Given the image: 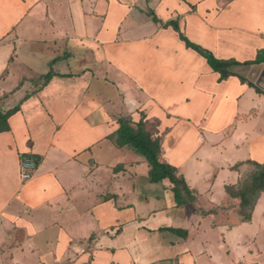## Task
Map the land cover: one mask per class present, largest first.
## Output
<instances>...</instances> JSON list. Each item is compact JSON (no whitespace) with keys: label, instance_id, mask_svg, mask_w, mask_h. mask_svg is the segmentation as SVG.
<instances>
[{"label":"crops","instance_id":"crops-1","mask_svg":"<svg viewBox=\"0 0 264 264\" xmlns=\"http://www.w3.org/2000/svg\"><path fill=\"white\" fill-rule=\"evenodd\" d=\"M173 22L217 59L264 64V0H0V107H20L0 132L2 263L261 255L228 226L244 220L237 190L264 163V91L221 80ZM128 116L158 121L160 159L193 201L179 204L169 179L152 182L146 158L116 144ZM22 155L38 162L27 181Z\"/></svg>","mask_w":264,"mask_h":264},{"label":"trees","instance_id":"trees-1","mask_svg":"<svg viewBox=\"0 0 264 264\" xmlns=\"http://www.w3.org/2000/svg\"><path fill=\"white\" fill-rule=\"evenodd\" d=\"M155 19L157 20V18ZM172 25L180 32L177 23L173 22ZM180 38L186 42L188 47L196 50L201 55L206 57L214 71L221 74V80L225 79L229 75H235L234 73L228 71V66L231 64H238L240 62L235 60L217 59L212 52L204 49L198 44L193 43L181 32ZM252 63H263V60L258 59L256 61L245 62V64ZM54 75L55 73L53 70L44 75L42 77V86L48 84ZM240 78L254 86L259 92L263 93V90L257 87L254 83L248 81L244 77L240 76ZM19 109L20 107L16 106L7 112H3L0 107V132L8 131L10 129L9 118ZM118 122L120 127L117 133L113 136L116 144L119 147L127 146L146 158L151 167L150 180L152 182H161L165 179H169L174 185L173 191L179 204L193 201L195 197L191 194L185 179L178 175L177 168L167 162H162L160 159L162 139L158 134V121L150 122L146 120V117H142L139 122H135L132 117L128 116L121 117ZM150 123H153V125H150ZM150 126L154 127V129L150 128ZM262 192H264V163H256V170L245 178L236 193L241 199L244 220L251 221L252 210ZM169 230L186 235V232L181 229L170 228Z\"/></svg>","mask_w":264,"mask_h":264},{"label":"rangeland","instance_id":"rangeland-1","mask_svg":"<svg viewBox=\"0 0 264 264\" xmlns=\"http://www.w3.org/2000/svg\"><path fill=\"white\" fill-rule=\"evenodd\" d=\"M150 125H153V123H150ZM150 128H153L152 126H150ZM21 162V160H20ZM189 203V202H187ZM251 219L252 222L250 221H246L243 220L239 222H237L238 220L236 219L237 217L233 218L236 219L234 221H231L228 228L232 227V226H236L237 230H239L240 232H242V236H245L244 241L249 243V237L250 236V242H252V240L254 239L253 244L257 245V248L259 249L261 255L256 257L255 255H251L248 254L247 255V259H249V264H256L258 262V264H264V194L262 196V200H261V204L259 207H257L253 214H251ZM238 232V231H237ZM252 234H254L255 236H252ZM231 238H236V236L234 235H230V238H227V243L231 244ZM247 245V244H246ZM254 256V257H252ZM178 262H176L177 264Z\"/></svg>","mask_w":264,"mask_h":264},{"label":"water","instance_id":"water-1","mask_svg":"<svg viewBox=\"0 0 264 264\" xmlns=\"http://www.w3.org/2000/svg\"><path fill=\"white\" fill-rule=\"evenodd\" d=\"M228 71L246 78L264 91V64H231L228 66Z\"/></svg>","mask_w":264,"mask_h":264},{"label":"built area","instance_id":"built-area-1","mask_svg":"<svg viewBox=\"0 0 264 264\" xmlns=\"http://www.w3.org/2000/svg\"><path fill=\"white\" fill-rule=\"evenodd\" d=\"M38 162L34 157L22 155L20 162V175L23 181L31 179L37 169ZM1 223V219H0ZM0 264H5L0 261Z\"/></svg>","mask_w":264,"mask_h":264}]
</instances>
